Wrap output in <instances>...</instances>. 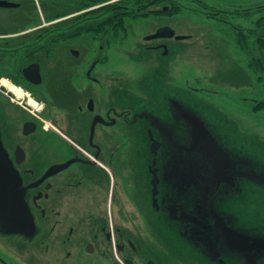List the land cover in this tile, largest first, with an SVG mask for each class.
Listing matches in <instances>:
<instances>
[{
	"label": "flooded vegetation",
	"instance_id": "flooded-vegetation-1",
	"mask_svg": "<svg viewBox=\"0 0 264 264\" xmlns=\"http://www.w3.org/2000/svg\"><path fill=\"white\" fill-rule=\"evenodd\" d=\"M94 1L0 0V211L26 208L21 229L0 224V264H264V208L242 203L264 197V158L237 144L233 120L164 86L158 64L131 82L130 34L94 33L98 9L121 0ZM39 10L67 15L44 32ZM170 34L137 44L167 55Z\"/></svg>",
	"mask_w": 264,
	"mask_h": 264
},
{
	"label": "rangeland",
	"instance_id": "rangeland-1",
	"mask_svg": "<svg viewBox=\"0 0 264 264\" xmlns=\"http://www.w3.org/2000/svg\"><path fill=\"white\" fill-rule=\"evenodd\" d=\"M162 2L164 5L160 9L164 11L163 13L157 11L154 14L149 11L148 15L138 18L127 17L126 24L130 37L128 45L124 44V46L129 50L130 60L124 58V46L119 45L117 49L113 45L112 61H122L121 58L116 59L117 55L127 61L130 72L134 73L136 70L132 76L130 75V81L141 79V84L140 81L136 82L140 86L145 82L143 75L150 69L154 70L155 64H158L164 86L174 87L183 99L197 101L200 106L212 111L224 126H229L232 124L229 121L233 120L237 126V144L246 146L248 150L255 151L264 158V123L252 115L249 102L253 90L257 93L261 92L264 83L257 82L259 73L243 59L233 34L227 27L229 25L227 20L235 16L237 11L253 9L257 5L263 6L264 0H163ZM204 3L207 5H200ZM56 4L57 1L48 3L53 10L58 8L53 6ZM170 6L173 9L167 8ZM179 6L199 7L200 12L186 9L189 12L177 14L176 7ZM64 7L68 10L67 3H64ZM224 11L230 13L225 14ZM218 12L227 20L216 19L214 15ZM64 15H58L56 11L39 10L37 19L41 23H47L44 28L46 32L49 27L59 25L56 22ZM247 16L244 19L238 17L237 22L243 24L245 29L249 27L257 29L254 33L257 31L264 33V26L256 21L257 14ZM167 29L183 36L181 39L176 35L153 41L161 40L168 43L167 55L140 49L137 44L140 37L163 33ZM50 33H53V30H50ZM119 67L129 70L124 65ZM251 197L248 196L245 202H242L248 211L251 212L253 206L264 208V197L259 195L255 198L257 203H253ZM256 214L259 216L258 212Z\"/></svg>",
	"mask_w": 264,
	"mask_h": 264
},
{
	"label": "trees",
	"instance_id": "trees-1",
	"mask_svg": "<svg viewBox=\"0 0 264 264\" xmlns=\"http://www.w3.org/2000/svg\"><path fill=\"white\" fill-rule=\"evenodd\" d=\"M101 1H106V0H95L94 2H101ZM161 3V7L163 4V0H156ZM153 0H121L117 2L110 3L109 5L105 7H101L97 11V19H98V24L97 28L95 29L94 33H128V27L126 24V19L127 17L131 18H138L143 15H148L149 14V9L152 5ZM91 5V3H89ZM127 7H124V6ZM199 5V4H197ZM206 6L207 4H200ZM83 5L82 7H84ZM171 9L172 7H167ZM173 9V8H172ZM186 9H191L196 12H200L199 7H186L184 6H179L176 7V13H185L189 12V10ZM206 10V9H205ZM159 12H164L162 9L157 10ZM155 11V12H157ZM210 11V10H206ZM227 11H224L225 14ZM248 14H257V23L260 24L261 26H264V5L256 7H253V9H243V11H237V14L230 19H225L223 16H220V13H216L214 16L216 19H225L229 21V25L227 26L228 29L232 32L234 41L236 43V46L238 45V48L240 49L241 56L243 59H245L248 63V65L252 66L253 64V59L257 60V66H261V58L259 52L254 51V45L253 41L256 39L254 37L253 33L255 30L253 27L246 28L244 27L243 24L237 22V18L241 17V19H244L245 17H248ZM60 15V14H59ZM209 16V15H208ZM211 17V16H210ZM74 21L67 20L66 26L70 27V25ZM93 28H86L85 30H82V33H91ZM80 32V33H81ZM230 32V33H231ZM260 41V38L257 39Z\"/></svg>",
	"mask_w": 264,
	"mask_h": 264
},
{
	"label": "water",
	"instance_id": "water-1",
	"mask_svg": "<svg viewBox=\"0 0 264 264\" xmlns=\"http://www.w3.org/2000/svg\"><path fill=\"white\" fill-rule=\"evenodd\" d=\"M163 33H171L170 35H174L175 31H169V32H163ZM13 206V205H12ZM20 206L22 212H20ZM15 207V206H14ZM16 210L14 209L13 211H5L1 210L0 211V224H6L7 226L15 227L21 229V224H22V218L21 216L26 212V208L24 205H21L20 203L17 204Z\"/></svg>",
	"mask_w": 264,
	"mask_h": 264
}]
</instances>
